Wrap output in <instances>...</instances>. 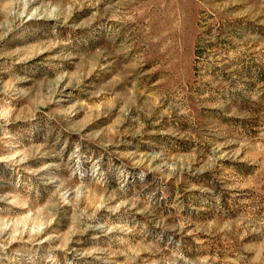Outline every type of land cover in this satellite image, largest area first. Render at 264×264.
<instances>
[{"label":"rangeland","instance_id":"obj_1","mask_svg":"<svg viewBox=\"0 0 264 264\" xmlns=\"http://www.w3.org/2000/svg\"><path fill=\"white\" fill-rule=\"evenodd\" d=\"M0 264H264V0H0Z\"/></svg>","mask_w":264,"mask_h":264}]
</instances>
